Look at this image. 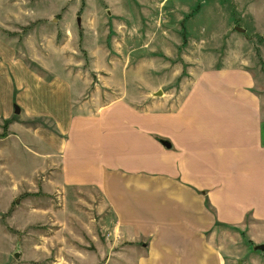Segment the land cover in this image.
Returning a JSON list of instances; mask_svg holds the SVG:
<instances>
[{"label": "crops", "instance_id": "crops-1", "mask_svg": "<svg viewBox=\"0 0 264 264\" xmlns=\"http://www.w3.org/2000/svg\"><path fill=\"white\" fill-rule=\"evenodd\" d=\"M260 76L202 71L179 104L91 108L70 80L41 75L0 40V146L34 157L30 173L8 158L16 178L50 173L60 197L96 193L133 264H228L224 230H252L263 245Z\"/></svg>", "mask_w": 264, "mask_h": 264}, {"label": "rangeland", "instance_id": "rangeland-1", "mask_svg": "<svg viewBox=\"0 0 264 264\" xmlns=\"http://www.w3.org/2000/svg\"><path fill=\"white\" fill-rule=\"evenodd\" d=\"M0 40L91 108L179 104L192 78L226 68L260 74L264 92V0H0ZM17 147L0 146V264H133L97 194L60 197L50 173L16 178L8 158L28 173L35 161ZM223 234L228 264H264L263 233V245L249 229Z\"/></svg>", "mask_w": 264, "mask_h": 264}, {"label": "water", "instance_id": "water-1", "mask_svg": "<svg viewBox=\"0 0 264 264\" xmlns=\"http://www.w3.org/2000/svg\"><path fill=\"white\" fill-rule=\"evenodd\" d=\"M237 30L239 31V32H242L243 34H245L246 35V32H245V30H243V29H240V28H237ZM163 144L165 145V146H169L170 147V145H169V143L168 142H166V141H164L163 142ZM262 249H264V246L262 247Z\"/></svg>", "mask_w": 264, "mask_h": 264}]
</instances>
